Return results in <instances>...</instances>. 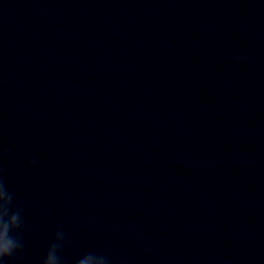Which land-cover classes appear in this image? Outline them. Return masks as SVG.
<instances>
[{"label": "water", "instance_id": "95a60500", "mask_svg": "<svg viewBox=\"0 0 264 264\" xmlns=\"http://www.w3.org/2000/svg\"><path fill=\"white\" fill-rule=\"evenodd\" d=\"M0 180L2 264H264V0H0Z\"/></svg>", "mask_w": 264, "mask_h": 264}, {"label": "clouds", "instance_id": "9594fccd", "mask_svg": "<svg viewBox=\"0 0 264 264\" xmlns=\"http://www.w3.org/2000/svg\"><path fill=\"white\" fill-rule=\"evenodd\" d=\"M13 196L6 189L2 180H0V264L5 258L12 257L23 245L18 235H13L21 229V211L19 208L12 209ZM64 240L63 233L57 232L54 242L50 245L43 264H61L58 255ZM99 260L101 264H106L103 256H97L92 253L86 254L77 261V264H92V261Z\"/></svg>", "mask_w": 264, "mask_h": 264}]
</instances>
